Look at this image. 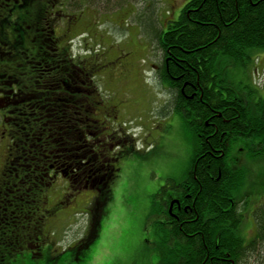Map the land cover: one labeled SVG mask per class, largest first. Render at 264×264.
<instances>
[{"label":"trees","instance_id":"1","mask_svg":"<svg viewBox=\"0 0 264 264\" xmlns=\"http://www.w3.org/2000/svg\"><path fill=\"white\" fill-rule=\"evenodd\" d=\"M85 1L80 0L82 9ZM67 2L78 4L77 0ZM59 3L58 0H21L1 11L0 61L5 65L0 75L4 77L0 79V104L10 106L8 111H15L14 119L21 118L19 113L37 112L44 125L50 109L55 107L52 132L59 143L68 140L79 148L84 133L79 121L85 113L95 119L90 114L92 103L102 104L99 101L103 92L95 81L101 67L76 62L68 48L70 43L62 46L74 39L72 35L69 39V34L79 17L70 20L65 34L58 36L54 22L56 15H60L56 12ZM76 9L80 11L81 7ZM150 16L152 19V13ZM153 32L150 39L156 41L154 37L158 36L164 56L163 79L175 96L173 110L186 120L197 139L186 178L180 182L168 181L153 195L147 221L166 225L164 231L171 249L167 264H247L259 250L264 252V246H258L259 237L264 234V201L261 199L258 206L251 207L256 235L254 241L245 240L240 226L250 200L240 192L243 172L230 164L227 154L234 141L249 139L259 130L263 138L256 137L258 146L262 145L257 154L264 155V98L252 86H238L252 92L249 95L257 117L251 119L254 116L249 114L243 90L237 94V87L232 83L227 87L221 78L220 60L224 58L238 63V69L245 68L253 51H264V0H189L178 19L169 22L167 30ZM20 72H25L26 77H21ZM35 72L46 82L45 87L34 84ZM85 83L84 88L93 92L89 99L74 95H80L78 89ZM24 99L35 104L36 109L18 110ZM80 111L81 115L77 113ZM256 122L260 126H255ZM44 125L39 126L35 137L43 136L47 129ZM221 147L226 155L217 153ZM133 149L129 152L133 153ZM172 198L178 201L173 210L175 217L169 212ZM153 206L159 214L152 217ZM157 216L161 219H156ZM97 225L98 218H94L80 249H86L96 237ZM17 233L24 235L19 230ZM11 238V235L7 237V243ZM23 243L28 241L24 239ZM25 257L6 253L0 256V264H17ZM258 263L264 264V259Z\"/></svg>","mask_w":264,"mask_h":264},{"label":"rangeland","instance_id":"2","mask_svg":"<svg viewBox=\"0 0 264 264\" xmlns=\"http://www.w3.org/2000/svg\"><path fill=\"white\" fill-rule=\"evenodd\" d=\"M62 1L58 0L60 3L56 8V12L60 13L54 19L56 34L64 35L70 20L78 16L69 34V39H74L68 48L76 62L80 60L101 67L95 81L103 92L105 102L103 99L99 101L102 103L100 106L92 103L90 114L97 112L96 117L102 125L110 129L119 128L123 136L133 135L135 153H126L122 156L130 155L117 161L118 176L105 208L98 237L92 244L84 250L80 246L85 242L76 246L89 235L93 222L86 210L94 205L98 196L95 194L96 197L91 201L90 190L77 194L69 206L61 208L54 215L53 224L50 225L49 259L35 260L26 256L25 260L17 264H167L171 249L164 231L166 225L158 224L154 219V222H147V218L153 195L159 193L168 181L180 182L186 178L197 137L186 120L173 110L175 96L168 82L163 79L164 56L158 36L154 37L156 41L150 38L155 29L167 30L169 22L178 19L189 0H86L85 9H82L80 0H77L78 4ZM20 2L0 0V19L3 18L1 11L4 8ZM79 6L80 11L76 9ZM136 7L138 10L135 11ZM151 13L153 20L150 18ZM67 44L69 42L62 46ZM251 56L248 65L240 69L238 63L221 59L220 73L227 87L230 83L234 84L237 94L243 90L249 114L254 116L251 119H255L257 113L252 105V96L249 95L252 92L238 87L252 86L264 98V51L255 50ZM0 62L1 70L5 64ZM20 75L26 77L25 72H20ZM86 85L78 89L80 95H74L89 99L93 92H88L84 88ZM105 105L117 107V111L106 108L110 109L111 114L113 111L114 118L109 119L106 115ZM50 110L46 118L47 132L54 127L52 117L56 108ZM77 113L81 115V111ZM3 114L0 112V123ZM78 125L84 126L81 121ZM251 131L254 132V129ZM256 137L263 138L259 130L249 139L234 141L229 151L230 164L234 168L240 167L239 170L243 172L240 192L250 200L244 208L240 226L241 235L248 241H252L256 235L250 209L253 205L258 206L257 203L264 196V155L257 154L261 149ZM252 155L261 156L255 158ZM153 207L152 217L159 214ZM67 213L68 217L65 215ZM259 242L258 246L262 248L264 234L259 237ZM258 253L247 264H259V260L262 263L264 252L259 250Z\"/></svg>","mask_w":264,"mask_h":264},{"label":"flooded vegetation","instance_id":"3","mask_svg":"<svg viewBox=\"0 0 264 264\" xmlns=\"http://www.w3.org/2000/svg\"><path fill=\"white\" fill-rule=\"evenodd\" d=\"M2 73L0 70V75ZM33 74L34 84L45 87L46 82L40 80L38 73ZM0 79L4 77L0 76ZM28 101L22 100L18 110H35V104ZM107 107L104 106L105 109ZM9 108L0 104V112L4 113L0 123V256L10 253L18 257L48 260L52 219L61 208L69 206L77 194L91 190V201L96 194L98 197L92 207H87L86 214L91 219L103 218L118 176L117 161L126 157L122 155L130 153L133 135L123 136L119 128L110 129L102 125L96 117L97 112H94L95 116H92L95 119L86 114L81 121L84 124L83 143L76 148L68 140L64 144L59 143L53 129L47 133L44 130L43 136L35 137L39 126L44 125L40 115L34 111L19 113L21 118L14 119L12 117L16 113L8 111ZM109 108L117 111L116 106ZM109 108L105 113L112 119L115 116ZM8 114L11 118H7ZM259 148L262 149L260 143ZM216 151L226 155L222 147ZM175 207L176 203L173 206L170 203L172 217L176 216L173 212ZM65 215L69 216L68 213ZM15 227H19L17 230L24 235L18 234ZM9 235L12 240L7 243ZM22 239L28 243L24 244Z\"/></svg>","mask_w":264,"mask_h":264}]
</instances>
